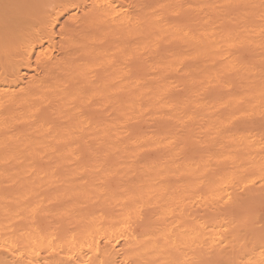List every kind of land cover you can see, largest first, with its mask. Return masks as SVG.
Returning a JSON list of instances; mask_svg holds the SVG:
<instances>
[{
    "label": "snow or ice",
    "instance_id": "1",
    "mask_svg": "<svg viewBox=\"0 0 264 264\" xmlns=\"http://www.w3.org/2000/svg\"><path fill=\"white\" fill-rule=\"evenodd\" d=\"M0 60V264H264V0H0Z\"/></svg>",
    "mask_w": 264,
    "mask_h": 264
},
{
    "label": "bare ground",
    "instance_id": "2",
    "mask_svg": "<svg viewBox=\"0 0 264 264\" xmlns=\"http://www.w3.org/2000/svg\"><path fill=\"white\" fill-rule=\"evenodd\" d=\"M89 0H74L75 3H78V4H86L88 3ZM250 1H253V0H250ZM79 13L75 12V13H71V15H78ZM61 23V22H60ZM63 23V22H62ZM45 47H47V45L45 44ZM37 54H39V50H37ZM3 66V61L0 60V68H2ZM30 73V72H29ZM29 75V79L31 78V75ZM20 81H17V80H14V79H9L7 81L3 80V79H0V89H3V88H9V89H12V88H19V87H23V83H21Z\"/></svg>",
    "mask_w": 264,
    "mask_h": 264
},
{
    "label": "rangeland",
    "instance_id": "3",
    "mask_svg": "<svg viewBox=\"0 0 264 264\" xmlns=\"http://www.w3.org/2000/svg\"><path fill=\"white\" fill-rule=\"evenodd\" d=\"M88 2V1H87ZM242 2H251V3H256V4H259L260 3V0H253V1H250V0H242ZM73 13H75V12H73ZM257 15H258V13H257ZM65 19H67V17H65ZM62 23L63 22V20H61V21H59V23ZM256 31H258V28L256 29ZM259 43V41L258 40H256V41H254L253 42V46L255 47V45H257ZM256 51L258 52L259 51V49L258 48H256ZM256 59L258 60L259 59V57L257 56L256 57ZM28 74H30V73H28ZM31 75V74H30ZM21 84V83H20Z\"/></svg>",
    "mask_w": 264,
    "mask_h": 264
}]
</instances>
